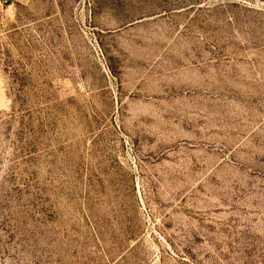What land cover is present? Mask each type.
<instances>
[{"label":"rangeland","instance_id":"374dc122","mask_svg":"<svg viewBox=\"0 0 264 264\" xmlns=\"http://www.w3.org/2000/svg\"><path fill=\"white\" fill-rule=\"evenodd\" d=\"M0 264H264V0H0Z\"/></svg>","mask_w":264,"mask_h":264},{"label":"bare ground","instance_id":"6f19581e","mask_svg":"<svg viewBox=\"0 0 264 264\" xmlns=\"http://www.w3.org/2000/svg\"><path fill=\"white\" fill-rule=\"evenodd\" d=\"M198 142L197 141H192L191 144L195 145L197 144Z\"/></svg>","mask_w":264,"mask_h":264}]
</instances>
